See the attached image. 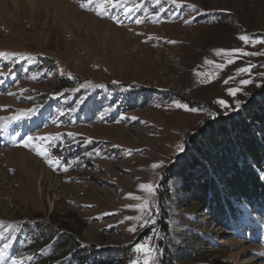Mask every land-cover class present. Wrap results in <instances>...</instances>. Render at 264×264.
<instances>
[{"label":"rangeland","instance_id":"374dc122","mask_svg":"<svg viewBox=\"0 0 264 264\" xmlns=\"http://www.w3.org/2000/svg\"><path fill=\"white\" fill-rule=\"evenodd\" d=\"M85 2L0 0V52L9 54L0 57V249L10 245L0 264L13 257L47 264L51 241L59 249L54 264H69L77 248L104 264H143L134 249L145 241L162 264V236L174 264H264V211L221 226L200 203L183 196L163 203L159 191L184 151L177 145L185 148L206 120L233 112L215 101L242 106L264 85V55L237 53L229 64L215 51L264 52V0H124L102 17L81 8ZM249 65L250 73L237 75ZM236 87L243 91L233 98L227 89ZM29 136L60 165L23 147ZM16 150L37 160L33 184ZM144 200L155 224L141 227L127 217L141 215Z\"/></svg>","mask_w":264,"mask_h":264},{"label":"trees","instance_id":"16d2710c","mask_svg":"<svg viewBox=\"0 0 264 264\" xmlns=\"http://www.w3.org/2000/svg\"><path fill=\"white\" fill-rule=\"evenodd\" d=\"M264 85L239 110L206 120L189 134L181 155L171 162L159 184L164 203L183 196L200 203L202 211L218 225H232L264 211ZM168 227L164 229V236ZM196 240V238H193ZM162 264H174L163 236ZM43 260L54 264L58 245L48 243ZM180 255V254H179ZM202 258L201 254L194 257ZM69 264H104L102 257L77 248L68 255ZM51 258V259H50ZM58 262V261H56Z\"/></svg>","mask_w":264,"mask_h":264},{"label":"snow or ice","instance_id":"6c2138e0","mask_svg":"<svg viewBox=\"0 0 264 264\" xmlns=\"http://www.w3.org/2000/svg\"><path fill=\"white\" fill-rule=\"evenodd\" d=\"M124 2V0H86L85 3H81L80 7L81 8H88L89 10H94L96 12L97 16H104L107 14V9L108 7H119L121 6V4ZM173 3H176V0H172ZM93 5H95V7H92ZM126 13L127 12H131V9H125ZM113 20H115L117 23H120L118 17L116 16H112L111 17ZM142 20H136V23H142ZM242 41H244L245 43L249 42V38L247 36H240L239 37ZM170 43H174V41H170ZM216 51V55H221L223 54L225 57H227V63H233V56L237 53H239L240 55L243 56H257V55H264V52H244L242 49H233V50H224V49H217ZM9 54L8 53H4V52H0V57H7ZM205 63L207 64H213L214 62L211 60H206ZM217 68H223L224 65L223 64H216L215 65ZM255 65H249L248 67H242L239 68L237 70V75L239 74H245V73H250L251 69L254 68ZM3 73H0V75H2ZM200 75H204V74H200ZM261 76H264V73H260ZM235 79V77H229L228 79L224 80L225 84L229 83V80ZM240 85H248L253 83V80L251 78L249 79H242L239 81ZM259 86V85H258ZM243 89L240 87H236V88H228L227 89V93L229 96L235 98L238 92H242ZM216 104H218L221 108L227 109V110H231V111H236L239 110L241 107V101L239 99H234V104L235 107L233 108L232 105H230L226 100L224 99H217L215 101ZM175 107L177 108H183L186 111H191V112H196L197 109L196 108H189V106L187 104H182L177 102L175 104ZM227 114V113H225ZM211 115H215L214 113H212ZM17 119H19V117H17ZM69 136H73L72 133L68 134ZM33 137L29 136L26 138H22V140L20 141V143L22 144L23 147L25 148H31L32 150L36 151L37 155H40L42 157H44L45 162L48 163V165L50 167H53L55 165H60L61 161L60 159H56V158H49L48 156V152L46 148H41L38 145H35L33 143ZM35 139L40 140L41 142H43L46 138L45 137H36ZM90 142V141H88ZM177 150L182 152L184 150V145L178 144L177 145ZM153 169L162 167V162L161 163H156L153 164L151 166ZM64 171H67V168L63 169ZM260 178L264 179V172L260 173ZM141 189L146 190L149 193H153L154 189L152 187V185L150 184H141L140 185ZM131 196V194H129ZM133 199H141L140 197H132ZM131 207V206H130ZM139 210L141 215L139 216H135V217H127V219L130 220H136L140 223L141 227L146 226L147 224L151 223V224H155V220L150 218V209L148 208V201L144 200V202L140 205L136 206ZM135 227L130 228L129 231H135ZM151 239V238H149ZM10 245L9 244H5L3 249H0V262L5 261L6 259H8L7 257V249ZM135 252L137 253H141L142 256L140 257V259L143 260V264H155V257H154V253L156 252V249L152 248L151 246H149L148 242L145 241L144 243H140L137 244L135 246L134 249ZM11 259V264H21V261L17 258H10ZM131 264H139V260H133L131 261Z\"/></svg>","mask_w":264,"mask_h":264},{"label":"bare ground","instance_id":"6f19581e","mask_svg":"<svg viewBox=\"0 0 264 264\" xmlns=\"http://www.w3.org/2000/svg\"><path fill=\"white\" fill-rule=\"evenodd\" d=\"M14 157H15V160H17L21 164L22 168H21L20 171L27 178V181L32 179L31 183L32 182L34 183V181H36L35 178L37 177V174H36V169H35L36 165L33 163V161L37 162V160L32 155H30L28 152H26L24 150H16L15 153H14Z\"/></svg>","mask_w":264,"mask_h":264}]
</instances>
